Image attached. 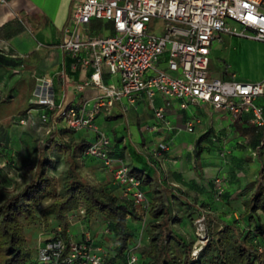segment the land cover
Instances as JSON below:
<instances>
[{
	"label": "built area",
	"instance_id": "built-area-1",
	"mask_svg": "<svg viewBox=\"0 0 264 264\" xmlns=\"http://www.w3.org/2000/svg\"><path fill=\"white\" fill-rule=\"evenodd\" d=\"M7 2L0 0V6ZM92 18L108 20L112 33L107 29L87 33ZM222 32L264 41V0H74L59 47L82 69H89L88 77L75 87H94L95 99L78 107L67 106L57 100L51 79L39 78L29 108L16 120L26 125L36 115L37 127L43 128L48 137L59 127L92 131L94 136L82 147L80 155L98 160L120 187L121 195L130 198L137 209H146L148 201L140 189V178L113 155L110 136L98 128L94 118L108 111L115 101L124 99L133 105L144 93L154 119L146 128L172 129L174 125L167 116L171 106L184 109L191 103L203 102L214 111L229 113L233 121L247 114L252 124L264 129V107L258 102L264 96V77L248 81L233 72L228 78L212 75L210 46ZM163 54L165 68H160ZM104 71L116 80L104 82ZM156 94L162 104L154 103ZM193 126L188 121L184 128L192 131ZM260 144H264V137ZM168 149L167 141L162 140L152 153L160 155ZM251 155L256 156L254 149ZM78 159L82 162V158ZM213 183L217 193H221L222 177H215ZM78 213L83 214V210ZM196 224L204 230L203 216ZM82 234L78 240H65L60 234L42 240L29 264H103L105 248L95 244L88 232ZM136 260V254L129 249L127 264Z\"/></svg>",
	"mask_w": 264,
	"mask_h": 264
},
{
	"label": "crops",
	"instance_id": "crops-1",
	"mask_svg": "<svg viewBox=\"0 0 264 264\" xmlns=\"http://www.w3.org/2000/svg\"><path fill=\"white\" fill-rule=\"evenodd\" d=\"M73 1L8 0L7 4L0 6V184L6 187L10 183L15 185L14 192L30 180L44 157L48 160L44 169L50 177L62 174L67 166V153L53 147L46 151L42 149L45 139L37 135L36 115L34 121L26 125L19 124L13 118L29 108V99L37 80L43 77L51 79L57 100L67 106L92 103L97 93L94 87L76 89L75 85L88 77L89 69H82L69 53L59 47ZM215 41L211 43L209 58ZM160 63L159 67L165 68L162 59ZM223 70L216 77L228 78L231 72L228 71L227 62H224ZM262 77L264 74L248 81ZM102 79L104 82L116 80L106 71L102 73ZM258 102L264 105V96H260ZM154 103H163L158 94ZM167 116L174 125L172 129L146 128V124L151 125L154 119L152 108L145 94L141 93L133 105L124 99L115 101L108 111L98 113L94 122L110 135L115 156L130 168L150 175L149 184L143 185L147 195H155L153 183L158 181L171 189L172 199H183L189 192L203 196L207 194L209 198L210 181L220 176L228 186V203H222L225 216L236 207L241 209V200L252 191V183L258 172L259 162L256 156L251 155V150L261 138L262 129L252 124L247 114L233 121L229 113L214 111L203 102L191 103L184 109L171 106ZM188 121L194 123L192 131H197L198 136L193 141L183 136L187 140L184 142L179 140L177 129L184 127ZM93 136L88 129L75 131L64 128L53 139L67 144L71 150L80 145L76 150L79 152ZM175 138L176 143L172 142ZM162 140L167 141L169 149L160 155H153L152 149ZM216 152L218 158L212 155ZM260 157L264 160V147L260 149ZM253 161L256 164H252ZM80 164L83 169L88 168L92 184L99 182L110 191V186H116L111 192L120 195V187L100 162L87 157ZM189 171L193 173L192 176ZM5 176H9L8 181ZM237 215L234 211L233 216ZM82 218L80 215L70 218L67 235L73 240L82 237L83 230L78 233ZM37 246L33 250L34 257Z\"/></svg>",
	"mask_w": 264,
	"mask_h": 264
},
{
	"label": "trees",
	"instance_id": "trees-1",
	"mask_svg": "<svg viewBox=\"0 0 264 264\" xmlns=\"http://www.w3.org/2000/svg\"><path fill=\"white\" fill-rule=\"evenodd\" d=\"M109 28L108 33H112L111 24ZM60 129L64 128L59 127L57 132ZM55 134L45 139L42 149L46 151L53 147L67 153V166L62 174L59 190L56 189L54 177L48 176L44 169V164L48 162L46 157L30 180L14 193L7 194L0 184V264H29L34 260V249L31 250L27 244L24 227L39 220L37 206L44 198L50 200L41 208L42 214L52 213L57 221L54 234L47 239L60 234L63 239L68 240L70 216L79 215V209L83 210V218L100 214L106 219L115 237L113 254L108 257L105 249L103 264H115L116 261L127 264L129 243L134 242V233L128 229L127 222L128 219L141 221V210L133 205L130 198L115 195L102 185H94L83 178L79 172L78 160L81 159L78 158H82L81 163H84L87 156L76 151L80 145L71 150L67 144L54 141ZM203 136L197 140L198 143ZM261 138L254 148L259 168L252 183V191L241 200L242 208L237 217H233L234 211L230 210L228 216H232L231 221H216L207 216L208 221L212 222L207 231L208 242L195 256L191 251L192 240L186 239L171 223L172 219H177V215H172L171 189L154 181L152 190L155 195L150 200L146 198L150 221L148 243L144 249L146 260L141 264H264V160L260 157V149L264 144H260ZM111 143L114 155L112 139ZM131 172L140 178V189L147 197L143 185L149 184L150 175L136 168H131ZM213 180L210 181V199L227 204V183L222 179L224 189L218 194ZM57 228L60 231L57 232ZM178 254L180 256L176 257Z\"/></svg>",
	"mask_w": 264,
	"mask_h": 264
},
{
	"label": "rangeland",
	"instance_id": "rangeland-1",
	"mask_svg": "<svg viewBox=\"0 0 264 264\" xmlns=\"http://www.w3.org/2000/svg\"><path fill=\"white\" fill-rule=\"evenodd\" d=\"M159 23V21H158ZM230 24L235 25L234 22H230ZM110 22L103 18H92L90 20L88 29L86 30L89 34L101 33L103 30L107 29V32H110ZM239 28V27H238ZM166 57L165 54L161 56L162 60ZM211 69L212 75L217 76L218 74L223 73V64L227 62L228 71L233 72L237 78L242 80H249L252 78H256L260 74H264V41L240 37V36H228V34L221 33L219 38L216 39L215 43L212 46L211 54ZM164 62V61H163ZM161 65V63L159 64ZM164 68V67H162ZM17 115H14L13 118H16ZM126 125V124H125ZM134 131V130H133ZM37 135L43 139H46L48 136L45 134L43 128L36 129ZM179 140L187 142L183 136L188 138L190 141H193L198 135L197 131H189L184 127H178L177 129ZM36 135V136H37ZM35 136V137H36ZM110 136V135H109ZM177 138H175L172 142L176 143ZM189 142V141H188ZM186 148H184V153ZM216 158H218V154L213 153ZM212 158V157H211ZM149 159V158H148ZM90 160L95 161L96 159L90 158ZM99 162L98 160H96ZM153 163L152 160H149ZM81 163V162H79ZM252 164H256L254 161ZM79 172L81 176L87 180H90L88 175V168H84L82 164L79 166ZM255 168V166H254ZM207 173V170L206 172ZM63 174V173H62ZM62 174L54 177V183L59 190L60 183L62 182ZM208 174V173H207ZM189 175H193L191 171H189ZM6 181H8L9 176H5ZM94 181V180H92ZM10 182V181H9ZM4 183V182H3ZM96 183V182H95ZM97 182L95 185H100ZM3 191L7 194L14 193L13 184H9L6 187L1 183ZM111 191L116 189V186H110ZM121 194V191H120ZM247 195V194H245ZM207 194H197L196 192H189L185 194L183 199L173 198L172 206L173 212L172 215H177V219H172L173 227L181 234H183L186 239L192 240L191 251L201 249L208 241H207V231L210 229L212 225L210 221H208L207 216L213 217L216 221H220L223 219L224 221H231L232 216H225V211L223 204L218 200H211V194L209 193V198ZM148 200L153 198V195L149 194L146 197ZM50 198H44L37 206V212L40 215L38 221L25 225L24 233L26 236V241L31 250H33L39 241L44 240L52 236L55 232L56 227V219L54 218L52 213L42 214L41 208L49 202ZM189 203V204H186ZM190 205V207L188 206ZM234 205V204H233ZM235 208V207H234ZM239 207L235 208L233 211L239 212ZM149 209H141V213L143 215L141 221H131L128 219V229L133 231L134 233V242L129 243L130 250L136 254L137 260L134 264L144 263L146 260L144 249L147 247L148 243V223L150 221ZM81 216V214H79ZM77 215V216H79ZM73 217L76 214L72 215ZM203 216V227L204 230L197 228L196 220ZM234 217V216H233ZM82 226L78 228V233L82 229L90 234L93 241L98 245L104 247L107 251L108 257L113 254V246L115 244V237L111 233L108 223L106 219L100 214L88 215L87 217L82 218ZM82 227V228H81ZM202 233L203 236H198ZM83 235V234H81ZM80 239V238H79ZM180 256V254L176 255V257ZM115 264H121L117 261Z\"/></svg>",
	"mask_w": 264,
	"mask_h": 264
}]
</instances>
